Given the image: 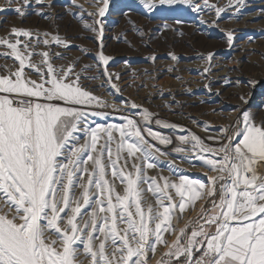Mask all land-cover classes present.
Wrapping results in <instances>:
<instances>
[{
	"label": "snow or ice",
	"instance_id": "obj_1",
	"mask_svg": "<svg viewBox=\"0 0 264 264\" xmlns=\"http://www.w3.org/2000/svg\"><path fill=\"white\" fill-rule=\"evenodd\" d=\"M98 2L103 6L89 15L102 18L108 0ZM190 2L141 0L149 11ZM233 3L243 6L244 0H229V6ZM14 11L25 14L21 7ZM222 11L216 8L217 15ZM85 27L102 38L99 19ZM227 39L231 43L232 32ZM51 43L69 47L59 35L42 37L23 28L13 27L9 37H0L8 50L0 55L18 62L15 71L0 74V264H83L81 255L90 258L89 264H149V253L160 245L167 251L157 264H264V119L244 112L230 134L232 126L222 129L218 147L195 134L180 138L205 154L199 159L216 173H205L207 182L183 174L176 180L149 176L160 149L149 144L134 119L93 124L89 115L102 113L87 109L101 105L100 98L83 87L74 63L57 67L52 59H64L61 53L38 50ZM98 56L107 66L111 57L103 50ZM152 115L144 110L146 120ZM145 191L155 197V207L145 205ZM198 201L197 218L180 228L174 241L166 240L165 233L176 235L173 220L195 210Z\"/></svg>",
	"mask_w": 264,
	"mask_h": 264
},
{
	"label": "rangeland",
	"instance_id": "obj_2",
	"mask_svg": "<svg viewBox=\"0 0 264 264\" xmlns=\"http://www.w3.org/2000/svg\"><path fill=\"white\" fill-rule=\"evenodd\" d=\"M252 1H257L254 3L256 7L248 6L250 8L248 14L254 15L253 18L248 19L240 15L225 16L216 20L213 19V13L219 5L218 0H208V5L214 7L205 5L204 0H191L188 4L159 6L154 11L145 8L141 0H108V9L102 18L89 15L96 13L98 8L103 6L98 0H44L43 4L30 0L29 5H24L22 0H12L11 3L9 0H0V9H2L0 37H9L13 27L39 32L42 37L43 33L59 35L68 42V48L51 43L49 46L40 44L38 50L49 51L50 55L61 53L64 59L55 56L52 59L57 67H67L74 63V71L80 73L83 87L100 98L101 105H94L87 110L102 115H89L88 119L93 124H122L126 123L125 117L134 119L135 116L137 120H134L145 139L157 148L158 144L163 143L151 135L149 130L170 140L173 135L181 138L189 134L184 131L180 122L170 124L166 118H155V110H148L153 115L147 120L144 118V110H139L137 107L145 105L148 99L156 95L187 89L193 91L198 86L229 79L233 84L229 85L222 93L226 92V94L221 95L215 102H207L196 107L190 105L188 109L176 108L177 111L174 110L175 112L169 116L189 115L196 118L200 127L210 129L213 125L211 113L219 109L216 113L221 130L232 126L229 128V134L237 122L243 119V113L246 111L253 114L257 121L264 119V0ZM204 6L207 9H204ZM17 7L23 9L25 13L23 16L14 11ZM59 10L62 13L52 17L51 14ZM97 19L103 23L102 38L98 37V33L85 27V24H93ZM228 32L233 34L231 43L227 39ZM20 39L30 42L25 37ZM101 39L106 41L102 43V49ZM240 44L245 45L246 51H243L245 53L241 50L237 51ZM101 50L111 57L107 66L99 59L98 53ZM6 51H8L6 47L0 45V53ZM210 54L211 59H209ZM173 56L176 59H173ZM33 59L38 60L39 57L34 56ZM150 60H153L154 66L159 68L154 73L148 70L152 64ZM138 64L145 66L146 73L134 70ZM89 65L91 68L85 70ZM17 66L18 62L12 57L0 55V74L15 71ZM126 66L134 68L129 72L130 75L115 80L113 78L115 72L120 71L119 67L126 68ZM105 69H111V80L108 79L109 75ZM26 72L33 79H37V76L28 69ZM93 76L95 79H92ZM255 81L263 82L253 85ZM90 83L99 86L89 88ZM189 98H196V94ZM133 103L137 107H132ZM117 118L123 119L117 120ZM157 121L166 122L174 127H166L164 123ZM207 124L211 125L207 126ZM189 142L192 145L194 143L191 140ZM204 143L209 145L206 141ZM196 149L199 151L198 148ZM158 157L161 158L160 153H157L153 160L157 167L147 170L149 176L171 178L173 175H178L174 174V165L168 164L164 167L159 163ZM260 171L264 172V165H261ZM212 174L216 175L214 172ZM204 181L207 182V179ZM116 185L118 191L123 190L124 186L118 180ZM142 187L146 188V185ZM77 194H79L78 189ZM143 197L145 205L156 206V199L152 193L145 191ZM203 206L207 207V204ZM200 209L193 215L191 214L193 210L189 209L181 219L173 220L177 229L176 235L165 233V238L173 237L171 241H174L179 235L178 230L189 220H195ZM55 238L53 236V239ZM162 249H164L163 254L167 251L163 245H160L157 247V252ZM155 254L149 253V263ZM89 259L86 257L85 260H88L86 264H89Z\"/></svg>",
	"mask_w": 264,
	"mask_h": 264
},
{
	"label": "bare ground",
	"instance_id": "obj_3",
	"mask_svg": "<svg viewBox=\"0 0 264 264\" xmlns=\"http://www.w3.org/2000/svg\"><path fill=\"white\" fill-rule=\"evenodd\" d=\"M218 2H219V5L217 6V8H222V9H224V11H222L219 15H217L216 11L213 13L214 14L213 19H216V20L223 18L225 16H240V15H242L244 17L246 16V18H248V19L253 18L254 15L248 14V10L250 9V8H248V6L252 5V7H256V4H254V3H256L257 1L251 2V0H244L243 6H239V7L237 5H235L234 3L231 6H229V0H218ZM204 9H207V8L205 7ZM59 13H62V11L59 10V12H54L51 15H52V17H56ZM102 40L103 39H101V43H103V44L107 41L106 38H104V40H106V41H104V40L102 41ZM240 45H239V47H237V51H239V50H241L242 52L246 51L245 45L244 44H240ZM243 53H245V52H243ZM150 63H152L150 68L147 67L149 72L154 73V72H156V70H159V68H156L154 66L155 64L153 63V60H150ZM137 66L138 67H135L136 69H134L133 67H130V66L129 67L126 66V68H120L119 67L120 71L119 72L116 71L115 72L116 75L113 78L115 80H117L116 77H119V78L126 77L129 74V72L132 71V69L137 70V72L140 71L139 73H146L147 69H145V66H143L141 64H138ZM110 70L106 69L105 72L109 75V74H111ZM90 82H92V81L90 80ZM94 82H96V81H94ZM258 82L261 83L263 81H255L253 83V85L255 83L259 84ZM231 84H233V83L229 79H225V80H221V81H213V83L211 82L207 85L205 84L204 86H198L193 91L187 89V90H184L181 92L178 91L176 93L170 92L171 94H166V95L165 94L164 95L163 94L156 95L152 98L148 97L150 99L147 100L145 105L144 104L140 105L137 108L139 110H145V109L155 110V112H156L154 115L155 118H157V117L166 118L167 120H169L170 124L175 123V122H180L183 125L184 131L189 134V135L186 134L185 135L186 137H189L190 135L195 134L196 136L200 137L203 141H206L210 146L216 147L221 142H223V138L225 135L223 133V131L221 130L220 121L218 120L219 118L217 117V113H216L219 109H216L215 111H212L213 113H211V123H213L212 126L214 128L212 126H210L211 127L210 129H209V127H208V129H205L206 128L205 126H204L205 128L200 127L199 122L196 121V118L190 117L189 115H186V116H185V114H177V115H173V116H169V115L171 113L181 109V108L188 109L190 105L196 107V106L206 104L207 102H215L216 100H218L221 97V95L226 94V92H225V94H222V93ZM97 86H99V85L98 84L95 85V83H90L88 85L89 88H94ZM193 94H196V98L190 99L189 96H191ZM174 105H176V106H174ZM176 108H177V110H175ZM133 118L135 120H137V118L135 116H133ZM122 119L123 118H117V120H122ZM209 125H211V124H209ZM209 125L207 124V126H209ZM179 129H181V128H179ZM209 137H220V140L209 139ZM179 139H180V137L173 135L171 143H169V144H158L157 145V148L160 149V156H161V158L158 157L159 161H160L159 163L164 167H166L168 164H172L175 166V168H177L176 171L174 168V174H178V175H173V177L171 176V178H170L171 180H176L177 179L176 177H178L180 174H183V175L189 176L192 179H198V180L204 181L205 179H207V176L205 175V173L207 175H211L213 173V172L208 173L206 170H209V168L204 164L203 161H201L199 159V155H205V154L199 153V151L196 148H194L190 142L185 144L183 141H181V139L180 140ZM177 148H183L184 151L177 152L176 151ZM161 153H163V154L161 155ZM176 163H177V165H176ZM212 175H214V174H212ZM0 207H3V205L0 204ZM200 207H201V202H198L195 206V210H193L191 214L193 215L194 213H196L200 209ZM3 211L7 212L8 209L6 207H4ZM191 214H190V216H191ZM184 221H185V219H184ZM171 238H173V237H171ZM171 238H169V239L165 238V239L168 240L169 242H172ZM163 252H164V249L159 250L158 252L156 251L154 258L150 261L149 264H156L157 261L160 259V257L163 255ZM79 259L81 261H83V264H86L88 262V260L87 261L85 260L86 256H84V255H81L79 257Z\"/></svg>",
	"mask_w": 264,
	"mask_h": 264
}]
</instances>
